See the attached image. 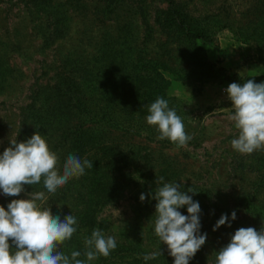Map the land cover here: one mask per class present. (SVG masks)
Listing matches in <instances>:
<instances>
[{
    "label": "rangeland",
    "instance_id": "374dc122",
    "mask_svg": "<svg viewBox=\"0 0 264 264\" xmlns=\"http://www.w3.org/2000/svg\"><path fill=\"white\" fill-rule=\"evenodd\" d=\"M173 1L214 40H188L158 21L167 0H0V154L39 131L61 171L69 154L92 161L44 205L77 217V232L59 249L67 255L86 259L84 238L96 228L116 239L107 258L90 264H173L154 233L149 194L160 176L198 191L188 194L207 240L189 264H216L238 228H264V151L232 148L238 131L225 91L264 82V0ZM157 97L182 118L193 137L186 147L158 140L147 123ZM25 189L18 197L0 190V205L49 195L42 182ZM222 214L231 227L214 231ZM160 247L163 255L143 260Z\"/></svg>",
    "mask_w": 264,
    "mask_h": 264
},
{
    "label": "clouds",
    "instance_id": "9594fccd",
    "mask_svg": "<svg viewBox=\"0 0 264 264\" xmlns=\"http://www.w3.org/2000/svg\"><path fill=\"white\" fill-rule=\"evenodd\" d=\"M225 91L232 102L230 119L238 131L237 138L231 140L232 148L247 155L264 151V82L255 83L252 79L243 84L232 82ZM148 113L146 121L156 127L158 140L168 139L177 148H183L193 139L186 133L182 118L169 107L168 100L157 97L148 106ZM58 164L57 154L50 150L39 131L24 141L10 140L0 154V190L5 196L18 197L25 192L26 185L41 182L49 194L32 191L27 199H12L7 208L0 205V264H90L100 256L107 258L117 248L114 237H106L96 228L90 237L84 238L86 259L78 258L82 255L80 251L67 255L59 250L77 232L78 220L71 213L61 219L44 205L70 179L79 178L86 169L93 168V163L69 154L62 171ZM155 183L154 194H149L156 200L154 233L161 244L167 245L173 264H189L207 240V233L200 231V204L188 194L195 195L198 191L191 187L182 190L181 183H166L163 176ZM139 198L143 202L146 196L141 193ZM183 207H187V215L179 211ZM231 219H236L235 211ZM225 224L231 227L228 215L222 214L213 230ZM161 255L160 247L143 255V260L147 262ZM216 264H264V228L260 231L254 227L238 228L217 252Z\"/></svg>",
    "mask_w": 264,
    "mask_h": 264
},
{
    "label": "trees",
    "instance_id": "16d2710c",
    "mask_svg": "<svg viewBox=\"0 0 264 264\" xmlns=\"http://www.w3.org/2000/svg\"><path fill=\"white\" fill-rule=\"evenodd\" d=\"M161 16H163V19L157 18L158 21H162L167 28L180 32L188 40L202 39L205 42L214 40V30L180 12L173 0H167L166 9L161 12Z\"/></svg>",
    "mask_w": 264,
    "mask_h": 264
}]
</instances>
